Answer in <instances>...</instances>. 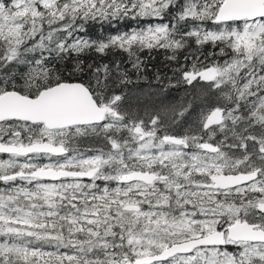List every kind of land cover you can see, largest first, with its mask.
Masks as SVG:
<instances>
[{
    "label": "snow or ice",
    "instance_id": "1",
    "mask_svg": "<svg viewBox=\"0 0 264 264\" xmlns=\"http://www.w3.org/2000/svg\"><path fill=\"white\" fill-rule=\"evenodd\" d=\"M0 154V264H264V0H0Z\"/></svg>",
    "mask_w": 264,
    "mask_h": 264
},
{
    "label": "trees",
    "instance_id": "2",
    "mask_svg": "<svg viewBox=\"0 0 264 264\" xmlns=\"http://www.w3.org/2000/svg\"><path fill=\"white\" fill-rule=\"evenodd\" d=\"M153 23H158L159 21H152ZM147 23V21H141L139 24L136 21L132 20H122L119 24L115 25L114 27H109L108 25H105L104 29H101L100 26L97 24L87 33V37H91L93 39L106 36L108 34H115L116 30L119 31H128L130 28H136V27H143L144 24ZM77 35L80 36H85V33H77ZM192 49H195V45H192ZM209 50L207 47L205 48V51ZM83 55V54H82ZM154 58L149 59L145 56V54L141 53L142 58L145 59L147 67L142 70L143 77H147L146 79L141 78L137 79V75L135 73V69L131 67V64L127 62L126 55H119L117 54L116 57H106L105 62H110L114 58H118L121 60L122 66L125 67L130 75L131 79L133 81V84L135 87L132 85H129L128 88V94L138 91V92H143L147 90H151L149 92V95L151 96L153 102L149 104L148 101H146V104H136V107L134 110L138 111L141 115L144 114V108L150 109V105H156L157 101H155L156 96L155 93L158 90L159 85L157 84L156 80L154 79V76L157 72L160 73L161 79L163 80L165 76H172V70L168 66V62L165 61L164 58V51L160 50L158 54L154 53ZM87 62H91L92 59H96V54H92L91 56H84L83 57ZM223 59V58H222ZM174 66V65H173ZM201 84H206L205 82H201ZM207 89L202 86H197L196 88H192L191 86L188 87H179L178 89H169L168 90V99L171 101V103L179 106L181 104H191L192 108L190 109V112H192V116L189 117V123L191 120H194L196 116L199 114V110L202 108H205L206 105H209L210 103H214L216 100L213 98V96L208 95L209 97L206 99L205 104L203 107H199L197 100L199 99V96L201 97L202 95L206 94ZM152 93V94H151ZM125 101V100H124ZM148 102V103H147ZM152 110V109H151ZM150 111V110H149ZM187 115V114H186ZM188 125H185V128ZM184 129H182L179 126H173L171 129V132L173 134H181ZM87 146L86 144L82 145V147ZM3 159V158H0ZM47 161H40V163H46ZM5 187L2 182H0V188ZM45 251H50L54 250L51 248H45ZM231 250V247L230 249ZM63 251V249L61 250Z\"/></svg>",
    "mask_w": 264,
    "mask_h": 264
},
{
    "label": "rangeland",
    "instance_id": "3",
    "mask_svg": "<svg viewBox=\"0 0 264 264\" xmlns=\"http://www.w3.org/2000/svg\"><path fill=\"white\" fill-rule=\"evenodd\" d=\"M149 92H151V90L150 91L147 90L146 92L145 91H143V92L134 91V92L128 94L126 96V98H125L124 106L125 107H129L130 106L132 109H134L136 107V104H142V103L146 104L145 103L146 101H148L149 104H151L153 102V100H152L151 96L149 95ZM208 95H209V93H208V90H207L206 94L202 95L201 97L199 96V99L197 100V103H198L199 107H203L204 106L206 99L209 97ZM213 98H215V100H216V97L213 96ZM154 102H156V99H155ZM154 106L155 105H150V107H149L150 109L144 108V111L145 112L146 111L150 112L151 109H153Z\"/></svg>",
    "mask_w": 264,
    "mask_h": 264
},
{
    "label": "flooded vegetation",
    "instance_id": "4",
    "mask_svg": "<svg viewBox=\"0 0 264 264\" xmlns=\"http://www.w3.org/2000/svg\"><path fill=\"white\" fill-rule=\"evenodd\" d=\"M0 158H7V155L6 154H0ZM43 161V160H41Z\"/></svg>",
    "mask_w": 264,
    "mask_h": 264
},
{
    "label": "water",
    "instance_id": "5",
    "mask_svg": "<svg viewBox=\"0 0 264 264\" xmlns=\"http://www.w3.org/2000/svg\"><path fill=\"white\" fill-rule=\"evenodd\" d=\"M205 83H207V82H205Z\"/></svg>",
    "mask_w": 264,
    "mask_h": 264
}]
</instances>
